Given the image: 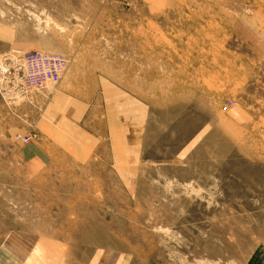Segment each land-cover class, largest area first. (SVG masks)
Listing matches in <instances>:
<instances>
[{
    "label": "rangeland",
    "instance_id": "1",
    "mask_svg": "<svg viewBox=\"0 0 264 264\" xmlns=\"http://www.w3.org/2000/svg\"><path fill=\"white\" fill-rule=\"evenodd\" d=\"M30 50L69 61L14 106L59 89L101 125L108 87L143 123L82 153L0 132L11 264H264V0H0V58Z\"/></svg>",
    "mask_w": 264,
    "mask_h": 264
},
{
    "label": "crops",
    "instance_id": "2",
    "mask_svg": "<svg viewBox=\"0 0 264 264\" xmlns=\"http://www.w3.org/2000/svg\"><path fill=\"white\" fill-rule=\"evenodd\" d=\"M33 97L32 104L24 103L18 106L2 99L3 103L0 99V132H3L4 136L5 132L6 135L11 133V121L18 118L22 119L24 125L21 129L13 130L30 135V138L35 140L46 139L73 153H75L74 150L76 153H82V145L93 147L96 144V136L91 133L93 131L110 130L111 145L114 148L127 145L137 146L139 143V134L135 132L141 128L143 123V117L139 122L141 115L139 104L133 101L134 106H131L128 111L121 110L120 107L124 106L125 99L115 100L113 94L109 93L108 87L105 92L106 103L101 109L103 121L101 125L95 124L96 117H98L95 113L98 109L93 106L92 110H89L90 104L75 100L65 91L56 89L36 92ZM138 122L140 127H138ZM128 129L130 130V142L126 140ZM0 250V264H11L10 241L2 245ZM1 252L4 255L1 256Z\"/></svg>",
    "mask_w": 264,
    "mask_h": 264
},
{
    "label": "built area",
    "instance_id": "3",
    "mask_svg": "<svg viewBox=\"0 0 264 264\" xmlns=\"http://www.w3.org/2000/svg\"><path fill=\"white\" fill-rule=\"evenodd\" d=\"M68 61L57 52L7 53L0 58V94L9 103L27 99L31 92L58 83Z\"/></svg>",
    "mask_w": 264,
    "mask_h": 264
}]
</instances>
